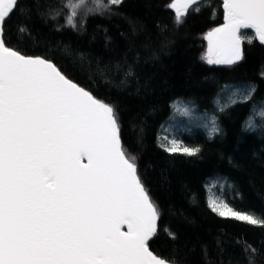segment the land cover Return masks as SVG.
<instances>
[{
  "label": "trees",
  "instance_id": "obj_1",
  "mask_svg": "<svg viewBox=\"0 0 264 264\" xmlns=\"http://www.w3.org/2000/svg\"><path fill=\"white\" fill-rule=\"evenodd\" d=\"M172 2L123 0L98 9L89 0L91 9L80 10L73 28L66 23V0H20L5 24L6 43L51 59L115 105L122 144L160 211L150 250L177 264H249V257L264 264V227L222 217L209 206L217 180L212 192L222 202L264 218V116H256L264 107V45L245 40L242 60L209 64L206 36L224 23L223 1L203 0L180 25L167 7ZM226 85L255 91L220 111ZM177 104L217 120L218 133L195 128L181 135L185 146L200 149L195 156L160 147L165 127L179 116ZM250 117L252 131L245 130Z\"/></svg>",
  "mask_w": 264,
  "mask_h": 264
},
{
  "label": "snow or ice",
  "instance_id": "obj_2",
  "mask_svg": "<svg viewBox=\"0 0 264 264\" xmlns=\"http://www.w3.org/2000/svg\"><path fill=\"white\" fill-rule=\"evenodd\" d=\"M93 2L100 9L123 0ZM200 3L173 0L167 7L180 25ZM19 4L0 0V264H177L149 248L160 211L122 144L115 105L80 86L51 59L6 43L5 24ZM88 4L66 0L68 26L76 27ZM223 10L224 23L207 33L209 64L239 62L245 40L264 45V0H223ZM242 29H252L254 36L242 35ZM254 91L249 87L241 100H250ZM177 111L190 115L187 106ZM245 130H255L251 117ZM219 131L213 120L211 133ZM161 140L160 147L172 154L200 152L176 138ZM209 206L222 217L264 227V218L225 202L211 199Z\"/></svg>",
  "mask_w": 264,
  "mask_h": 264
},
{
  "label": "rangeland",
  "instance_id": "obj_3",
  "mask_svg": "<svg viewBox=\"0 0 264 264\" xmlns=\"http://www.w3.org/2000/svg\"><path fill=\"white\" fill-rule=\"evenodd\" d=\"M82 11L90 10L91 6L87 5L86 7L82 8ZM248 31H244L241 34L246 36V37H253L254 33H247ZM207 37V36H206ZM208 47H209V42L207 40ZM208 53V48L206 55ZM251 87L250 85H238V86H230L227 91L224 92L222 97L218 98L217 105L219 108L225 107L226 104H232L231 100H236L240 101L241 98L246 95L247 89ZM234 93H238L239 95H234ZM187 106L190 109V115H182L181 112L177 111V108ZM176 112L179 114L178 117L172 119L167 126L164 129V132L162 134L163 136H168L169 140L172 138H176L181 141L180 137L183 133L185 132H190L195 128L207 130L209 133H211V128H212V121L215 120L217 124V120L213 115H208L205 113H198L193 106L189 105H182V104H177L175 107ZM257 117L264 116V107L260 108V110L256 113ZM182 142V141H181ZM184 145V144H183ZM219 185V182L216 180L212 181L211 183V199H216L217 201H221L219 199L215 192H212L217 186Z\"/></svg>",
  "mask_w": 264,
  "mask_h": 264
},
{
  "label": "water",
  "instance_id": "obj_4",
  "mask_svg": "<svg viewBox=\"0 0 264 264\" xmlns=\"http://www.w3.org/2000/svg\"><path fill=\"white\" fill-rule=\"evenodd\" d=\"M202 1H203V0H201V2H202ZM222 1H223V0H222ZM244 31H252V32H253L252 29H242V30H241V33L244 32ZM253 33H254V32H253ZM83 162H84V163H87V160L85 159ZM122 230L126 231V230H127V226L125 225V226L123 227Z\"/></svg>",
  "mask_w": 264,
  "mask_h": 264
}]
</instances>
